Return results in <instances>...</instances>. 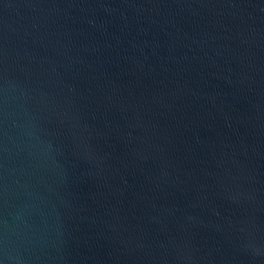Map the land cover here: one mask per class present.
Here are the masks:
<instances>
[{
    "label": "water",
    "instance_id": "95a60500",
    "mask_svg": "<svg viewBox=\"0 0 264 264\" xmlns=\"http://www.w3.org/2000/svg\"><path fill=\"white\" fill-rule=\"evenodd\" d=\"M0 264H264V0H0Z\"/></svg>",
    "mask_w": 264,
    "mask_h": 264
}]
</instances>
